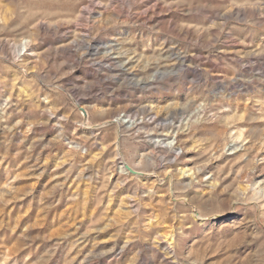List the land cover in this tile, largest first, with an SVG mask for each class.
Returning <instances> with one entry per match:
<instances>
[{
    "label": "rangeland",
    "instance_id": "rangeland-1",
    "mask_svg": "<svg viewBox=\"0 0 264 264\" xmlns=\"http://www.w3.org/2000/svg\"><path fill=\"white\" fill-rule=\"evenodd\" d=\"M0 264H264V0H0Z\"/></svg>",
    "mask_w": 264,
    "mask_h": 264
}]
</instances>
